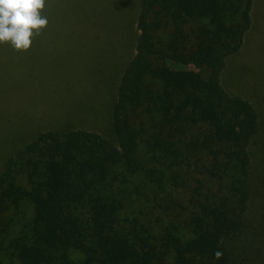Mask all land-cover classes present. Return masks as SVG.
<instances>
[{
    "label": "trees",
    "instance_id": "obj_1",
    "mask_svg": "<svg viewBox=\"0 0 264 264\" xmlns=\"http://www.w3.org/2000/svg\"><path fill=\"white\" fill-rule=\"evenodd\" d=\"M255 1L139 0L115 140L48 129L4 161L0 264H232L261 123L222 75Z\"/></svg>",
    "mask_w": 264,
    "mask_h": 264
},
{
    "label": "rangeland",
    "instance_id": "obj_2",
    "mask_svg": "<svg viewBox=\"0 0 264 264\" xmlns=\"http://www.w3.org/2000/svg\"><path fill=\"white\" fill-rule=\"evenodd\" d=\"M139 0H46L49 24L30 50L0 44V171L9 155L48 129L83 128L115 140L111 110L134 54ZM253 27L230 56L225 88L258 110L252 145V199L246 227L227 241L232 264H264V0ZM195 69L194 66H189Z\"/></svg>",
    "mask_w": 264,
    "mask_h": 264
},
{
    "label": "clouds",
    "instance_id": "obj_3",
    "mask_svg": "<svg viewBox=\"0 0 264 264\" xmlns=\"http://www.w3.org/2000/svg\"><path fill=\"white\" fill-rule=\"evenodd\" d=\"M46 0H0V44H10L16 51H28L33 38L42 34L49 20L42 13ZM220 259L223 253H214Z\"/></svg>",
    "mask_w": 264,
    "mask_h": 264
}]
</instances>
